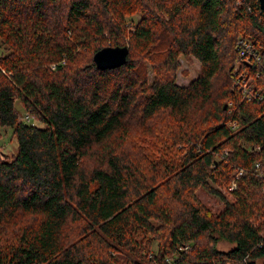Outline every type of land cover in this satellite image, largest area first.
<instances>
[{
    "label": "trees",
    "instance_id": "1",
    "mask_svg": "<svg viewBox=\"0 0 264 264\" xmlns=\"http://www.w3.org/2000/svg\"><path fill=\"white\" fill-rule=\"evenodd\" d=\"M124 45L122 65L93 63ZM179 55L200 63L181 86ZM236 61L257 92L235 84ZM165 116L159 155L125 140ZM4 128L17 151L0 150V264H264L258 0H0Z\"/></svg>",
    "mask_w": 264,
    "mask_h": 264
},
{
    "label": "rangeland",
    "instance_id": "2",
    "mask_svg": "<svg viewBox=\"0 0 264 264\" xmlns=\"http://www.w3.org/2000/svg\"><path fill=\"white\" fill-rule=\"evenodd\" d=\"M139 18H141V14L138 11L127 16L126 20L128 22H131V24H135L136 20H138ZM199 68H200V63L198 60H196L195 57L191 55L189 56L179 55L178 67L177 70L175 71V82L180 84V86L188 84L193 78L196 77ZM147 74H148L147 77L148 81L151 82L154 77L153 76L154 74L150 69V66H148ZM17 107L18 109L20 108L19 106ZM169 123L170 122L168 121V118L165 116L162 125L160 121H156L153 122L150 128L148 129L133 130L129 128V131H127L128 135L125 140L131 138L134 146L140 148L141 147L150 148V150L153 152V154H155V156L159 155L160 148L162 147L163 144L166 143V139H167L166 129L169 126ZM16 149H17L16 140H14L12 131L8 128L7 129L4 128L0 137V150L2 152L4 151V153L9 155L15 153L17 151ZM198 196L203 203L210 206L214 210H219L223 207L222 202L217 197L212 196L211 194L207 193L201 188H199L198 190ZM62 232H64V234L66 235L65 241L74 240L78 234L77 228H75V226H70V225L66 226L64 231ZM230 246L232 247L233 244L227 242L218 243V247L223 250L228 249Z\"/></svg>",
    "mask_w": 264,
    "mask_h": 264
},
{
    "label": "water",
    "instance_id": "3",
    "mask_svg": "<svg viewBox=\"0 0 264 264\" xmlns=\"http://www.w3.org/2000/svg\"><path fill=\"white\" fill-rule=\"evenodd\" d=\"M259 7L264 12V0H258ZM128 47L124 46H106L97 50L92 60L99 69L114 68L122 65L126 61Z\"/></svg>",
    "mask_w": 264,
    "mask_h": 264
},
{
    "label": "built area",
    "instance_id": "4",
    "mask_svg": "<svg viewBox=\"0 0 264 264\" xmlns=\"http://www.w3.org/2000/svg\"><path fill=\"white\" fill-rule=\"evenodd\" d=\"M237 47L239 49V57H242L245 61L259 60L258 52L248 42H245L243 40H239L237 42ZM234 69H235V73L233 75V80H234L235 84H237V86H240L241 88H243L245 93H247V94H252L253 92H257V91H253L252 86H248V85L243 83V82H245V80L243 78L246 76V73H245L244 69H241L238 61L235 62ZM241 173H242V170L239 169L237 171L236 177H238L239 174H241ZM230 187L231 188L235 187V181L234 180L231 182Z\"/></svg>",
    "mask_w": 264,
    "mask_h": 264
}]
</instances>
